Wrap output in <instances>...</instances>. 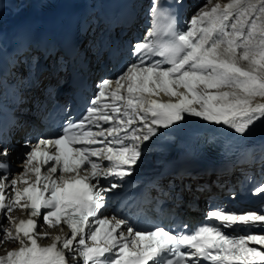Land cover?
Segmentation results:
<instances>
[{
  "label": "snow or ice",
  "instance_id": "obj_1",
  "mask_svg": "<svg viewBox=\"0 0 264 264\" xmlns=\"http://www.w3.org/2000/svg\"><path fill=\"white\" fill-rule=\"evenodd\" d=\"M210 3L206 0L183 31L176 29L175 18L153 0V27L133 48L138 62L129 65L115 87L113 81L102 80L84 119L67 123L53 139L39 140L25 154L24 171L10 182L8 149L3 147L0 221L6 219L11 227L0 223V243L15 241L19 247L0 256V264H70L66 251L74 253L72 261L79 257L83 264H196L197 257L213 264H264V233L251 231L264 225V214L255 211L235 214L215 209L207 213L209 220L224 227H244L245 234L233 236L208 222L191 235L177 236L162 227L134 230L125 220L98 216L105 207L104 193L119 187L109 178L122 180L131 173L141 157L140 145L157 133V127L168 128L189 114L245 133L264 119V102L255 100L264 98V0H228L209 8ZM161 18L167 21L164 40L159 39ZM150 54L164 59L145 65ZM239 61H246L247 67ZM160 93L176 99L160 102L152 98ZM105 98L112 103L101 105ZM116 101L125 102L123 115L128 119L113 115L121 113ZM133 115L143 122V129L127 127ZM85 121L97 127L100 121H112L115 126L93 132L85 128ZM97 144L103 146L94 147ZM93 157L108 163L102 165ZM45 166L47 172H42ZM29 173L34 180L27 178ZM101 180L110 188L101 187ZM255 191L264 193V180ZM17 208L27 212L18 222L10 215ZM40 217L49 228L60 226L62 231L67 225L70 233L40 245L38 237L48 236L47 231H37ZM122 225L126 232L118 231ZM181 246L191 251H182Z\"/></svg>",
  "mask_w": 264,
  "mask_h": 264
},
{
  "label": "bare ground",
  "instance_id": "obj_2",
  "mask_svg": "<svg viewBox=\"0 0 264 264\" xmlns=\"http://www.w3.org/2000/svg\"><path fill=\"white\" fill-rule=\"evenodd\" d=\"M195 3H198V1L193 0L192 4L190 5L191 9L193 8V5H195ZM239 63L241 66L247 67L246 61H239ZM48 79L52 81L54 77ZM180 90L183 91V89ZM160 95L170 99L175 98L165 95L164 93H160ZM255 100L258 102H264V98L261 97H256ZM22 122L25 124L26 120L23 118ZM195 126H199L201 132H199L198 130V132L194 130L195 128L193 127ZM208 126H217L218 128L215 127V129H208V131H206L205 128H207ZM129 128L143 129V123L131 125L129 126ZM177 128L179 129V132L174 136L170 133H160L159 131H157V133L150 138L148 143L142 142V144L140 145L141 157L139 158L138 163L132 166L131 173L128 176L124 177L122 180L128 181L129 179H132L133 182L142 183L144 180L148 181L150 178H152L155 170L164 163V160L168 155V149L172 148L175 145H179L182 142V134H185V132L188 130H192L189 133H193V131L197 132L198 135L209 142L211 147L215 149L216 152L221 153L227 151L232 156V158L236 160L245 158L247 152H249L253 148V145L264 144V119H260L254 122L249 126L245 133H237L233 128L223 123L217 124L212 121L204 120L201 117H195L187 114V118L177 123ZM151 143L156 146L152 145ZM16 145H18V143H16L14 147L12 146V148H7V159L11 158V156L14 157L15 152L12 150L21 151V148ZM146 149H149L150 153H142V151H145ZM12 162L17 166V168L15 169V173L23 171L21 168L22 163L20 161ZM128 184L129 183L126 182L125 186H127ZM194 194L197 197L195 203H198L199 197L202 195V193H200L199 191H195ZM191 214H193L192 211ZM10 215L18 222V220L24 216V211L18 208L13 210ZM4 223L7 225V227H11L6 219L4 220ZM261 227H264V225H261ZM37 231L48 232V236L46 238L38 237V243L42 246L51 244L52 238L56 235L67 234L65 230L62 229L61 231L60 226L53 228L42 226L38 228ZM262 233H264V231L257 234ZM17 247H19V244L15 241H6L4 243H0V256L5 255L8 250L15 249Z\"/></svg>",
  "mask_w": 264,
  "mask_h": 264
},
{
  "label": "rangeland",
  "instance_id": "obj_3",
  "mask_svg": "<svg viewBox=\"0 0 264 264\" xmlns=\"http://www.w3.org/2000/svg\"><path fill=\"white\" fill-rule=\"evenodd\" d=\"M195 4H196V3H195ZM198 4H200V3H198ZM195 7H197V6H195ZM195 7H194V8H195ZM246 64H247V62H246ZM11 157H12V156H11Z\"/></svg>",
  "mask_w": 264,
  "mask_h": 264
}]
</instances>
